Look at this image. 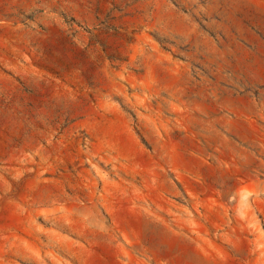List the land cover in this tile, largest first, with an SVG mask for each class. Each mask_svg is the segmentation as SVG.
Listing matches in <instances>:
<instances>
[{
  "label": "rangeland",
  "instance_id": "rangeland-1",
  "mask_svg": "<svg viewBox=\"0 0 264 264\" xmlns=\"http://www.w3.org/2000/svg\"><path fill=\"white\" fill-rule=\"evenodd\" d=\"M0 264H264V0H0Z\"/></svg>",
  "mask_w": 264,
  "mask_h": 264
}]
</instances>
